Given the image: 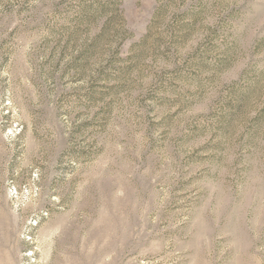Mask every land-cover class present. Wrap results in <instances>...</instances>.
<instances>
[{"label":"rangeland","instance_id":"1","mask_svg":"<svg viewBox=\"0 0 264 264\" xmlns=\"http://www.w3.org/2000/svg\"><path fill=\"white\" fill-rule=\"evenodd\" d=\"M0 264H264V0H0Z\"/></svg>","mask_w":264,"mask_h":264}]
</instances>
